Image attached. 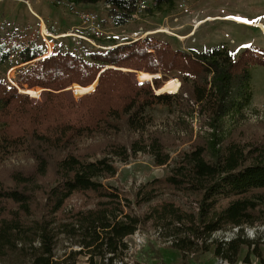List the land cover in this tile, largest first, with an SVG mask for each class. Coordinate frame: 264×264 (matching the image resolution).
I'll list each match as a JSON object with an SVG mask.
<instances>
[{
	"label": "trees",
	"instance_id": "obj_1",
	"mask_svg": "<svg viewBox=\"0 0 264 264\" xmlns=\"http://www.w3.org/2000/svg\"><path fill=\"white\" fill-rule=\"evenodd\" d=\"M67 1L101 2L111 23L122 26L142 0ZM151 2L150 12L174 1ZM97 41L107 48L82 56L55 45L44 56L43 46L0 42V65L24 64L16 85L0 81V164L17 154L31 160L0 169V264H77L80 255L88 264H117L128 250L125 238L140 226L175 221L171 243L149 248L157 264H190L209 251L230 264L251 258L264 264V240L243 234L264 225V133L247 135L239 125L252 100L250 70L264 65V48L191 51L149 34ZM130 69L141 71L139 79L158 76L137 81ZM24 86L27 94L18 90ZM69 87L75 95L90 92L74 99ZM41 88L39 101L29 97H38ZM157 106L196 114L201 132L176 155L167 175L140 185L129 198L102 178L116 174L113 158L126 162L137 152L149 153L155 165L170 163L173 141L146 130L153 121L147 109ZM161 189L194 207L185 211L163 201L135 211ZM74 193L93 205L65 211ZM232 227L238 233L230 240L212 238ZM60 236L79 249L56 256Z\"/></svg>",
	"mask_w": 264,
	"mask_h": 264
},
{
	"label": "rangeland",
	"instance_id": "obj_2",
	"mask_svg": "<svg viewBox=\"0 0 264 264\" xmlns=\"http://www.w3.org/2000/svg\"><path fill=\"white\" fill-rule=\"evenodd\" d=\"M173 1L171 6L165 5L161 10L154 9L151 12L145 9L138 18L131 19L122 26H114L110 21L108 8L104 7L101 2L96 4H70L67 0H0V18L6 23L4 33L0 35V42L4 43L8 48L23 47L28 43L43 46L45 49L44 56H47L49 53L46 52V39L50 42L53 41L57 47L72 51L73 47L70 44L67 45L66 40L72 43V34L82 35L86 33L81 27L79 14L84 11H95L100 14L103 22L104 28L98 39L103 44H110V39H114V42L117 43L125 40H136L144 37L145 32H147L146 35H153L168 41L173 47L191 51L206 50L217 45L229 48L234 54H237L247 45L264 48V0ZM146 3L148 8L151 7V0H146ZM180 3L183 4V7L179 8L178 4ZM37 15L42 18L46 28L52 32L66 30L73 26V30L77 33L65 35L67 39L54 40L44 29L41 30V20ZM227 16L232 18L229 19ZM209 17L212 18L208 19ZM236 20H240L243 23ZM246 21L260 22L262 28L246 24ZM159 28L160 30L157 31ZM137 31L141 32L137 36H133V33ZM15 55H13L12 59H15ZM22 65L24 64L10 69H5L4 65H0V81L16 85L17 69ZM250 73L252 100L249 107L245 110L244 119L239 124L246 129L247 135L254 132L264 133V65L255 64L252 66ZM134 78L137 80L135 74ZM172 78L178 79L175 76ZM25 87L18 90L27 93L28 89ZM41 91L42 88L38 97L28 95L30 98L39 101L41 99ZM35 92L37 93L31 94L37 96L38 91ZM70 92L74 99L82 96L75 95L72 89H70ZM147 113L153 118V121L146 128L147 132L157 133L173 141V145L168 148L171 161L167 165H155L152 156L146 152H137L126 162L113 158L117 169L116 174L102 178V182L119 188L129 198L132 197L140 185L154 178L167 175L176 155L188 149L189 145L201 132L199 119L196 114L193 117L181 116L177 113L176 108L168 110L166 107L159 106L147 109ZM90 142V140H85L83 143ZM29 162H31L30 159H25L23 155L17 154L0 164V169ZM163 201H174L180 209L185 211H190V204L194 207L193 203L186 200L181 194L171 192L168 189H161L155 200L151 201L150 204H142L139 207H135V211L139 214L143 213L151 205ZM93 203V199L74 193L67 200L65 211L79 207H91ZM176 223L175 221L174 224L156 226L148 222L140 226L137 231L142 235L144 241L136 243L132 235L127 236L125 241L128 245V250L122 255L121 264H157L151 257L149 248L153 245L154 247L169 245L172 239L167 237L173 236V228L176 227ZM249 230L253 231V236L248 235ZM231 232L232 228H229L215 233L213 238L224 240L225 237L231 235ZM243 234L247 239H254L259 235L264 240V225L257 227V233L256 228L246 227L243 230ZM70 242V239H64L60 236L55 246V255L61 256L70 249H79L77 245H73ZM201 257L203 258L202 261H204V257H211L210 252L202 254ZM252 259L255 260L254 258ZM77 264H88L86 257L80 255Z\"/></svg>",
	"mask_w": 264,
	"mask_h": 264
},
{
	"label": "built area",
	"instance_id": "obj_3",
	"mask_svg": "<svg viewBox=\"0 0 264 264\" xmlns=\"http://www.w3.org/2000/svg\"><path fill=\"white\" fill-rule=\"evenodd\" d=\"M147 7L148 5L146 3V0L140 1V3L137 5L136 11L132 14V19L138 18V16L142 12H144ZM178 7L179 8L183 7V4L181 3L178 4ZM79 18H80L81 27L83 30H85L86 33L82 35L81 34L71 35V39L73 40L72 42L74 44L72 52L78 56H82L85 52L93 49L107 48L99 45L97 41L98 38H100L102 30L104 28L100 14L95 11H84L79 14ZM5 29H6V23L4 20L0 18V35L4 33ZM139 32L141 31L134 32L133 36H137ZM253 228H256V233H257V227H253ZM237 233H238V228L232 227L231 235L229 237H225L224 240H230L231 238L235 237ZM214 234L212 235V238ZM132 237L136 243L144 241L142 235H140V233H138L137 230L132 234ZM117 264H121V261L117 262ZM215 264H230V263L223 257L216 256Z\"/></svg>",
	"mask_w": 264,
	"mask_h": 264
},
{
	"label": "crops",
	"instance_id": "obj_4",
	"mask_svg": "<svg viewBox=\"0 0 264 264\" xmlns=\"http://www.w3.org/2000/svg\"><path fill=\"white\" fill-rule=\"evenodd\" d=\"M104 7H105V5H104ZM37 17L41 20V30H43L44 29V31L48 34V35H51L52 37H53V39L54 40H60V39H62V38H64V39H67L66 38V36L65 35H68V34H71V33H77V32H75V30H73V26H71L70 28H68V29H66V30H60V31H57V32H52V31H50V30H48L47 28H46V26H45V24H44V22H43V20H42V18L39 16V15H37ZM212 17H209L208 19H211ZM227 18H232V17H230V16H227ZM237 22H241L240 20H236ZM241 23H243V22H241ZM246 24H250V25H252V26H258V27H260V28H262V25L260 24V22H256V21H252V22H249V21H246ZM160 30V28L159 29H157V31H159ZM146 34H147V32H145ZM181 35H186V34H181ZM146 36V35H145ZM45 42H46V52L47 53H50L51 52V50H52V46H54V42L52 41V42H50V41H48V40H46L45 39ZM62 42V41H61ZM52 43V44H51ZM66 43H67V45H72L73 44V42L71 43L69 40H66ZM210 252V251H209ZM207 253V252H206ZM205 254V253H204ZM210 256L211 257H209V258H206V257H204V261H202L203 260V258L200 256V258H199V260H197V261H191L190 262V264H215V256H213L212 255V253L210 252ZM256 260V259H255ZM255 260H253L252 258H251V261L249 262V263H245V262H243L242 260H238L237 262H236V264H257V262L255 261Z\"/></svg>",
	"mask_w": 264,
	"mask_h": 264
},
{
	"label": "water",
	"instance_id": "obj_5",
	"mask_svg": "<svg viewBox=\"0 0 264 264\" xmlns=\"http://www.w3.org/2000/svg\"><path fill=\"white\" fill-rule=\"evenodd\" d=\"M129 71H131V72H133L134 74H135V77H136V79L138 80V81H142V80H151L153 77H156V76H158V75H151V77L149 78V79H139V74H140V72L141 71H139V70H133V69H130ZM96 82V81H95ZM96 85V84H95ZM26 89H30V88H28V87H25ZM69 89H71V88H69ZM42 90H44L43 88H42ZM88 92H90V91H87V92H85V93H88ZM162 92H166V91H162ZM22 93H25V92H22ZM85 93H82L81 95H83V94H85ZM159 93H161V92H159ZM25 94H27V93H25Z\"/></svg>",
	"mask_w": 264,
	"mask_h": 264
},
{
	"label": "clouds",
	"instance_id": "obj_6",
	"mask_svg": "<svg viewBox=\"0 0 264 264\" xmlns=\"http://www.w3.org/2000/svg\"><path fill=\"white\" fill-rule=\"evenodd\" d=\"M253 234H254L253 231H252V230H249L248 235H249V236H253Z\"/></svg>",
	"mask_w": 264,
	"mask_h": 264
},
{
	"label": "bare ground",
	"instance_id": "obj_7",
	"mask_svg": "<svg viewBox=\"0 0 264 264\" xmlns=\"http://www.w3.org/2000/svg\"><path fill=\"white\" fill-rule=\"evenodd\" d=\"M85 93V92H84Z\"/></svg>",
	"mask_w": 264,
	"mask_h": 264
}]
</instances>
